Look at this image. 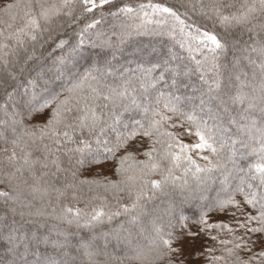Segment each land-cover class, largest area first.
Wrapping results in <instances>:
<instances>
[{
	"label": "snow or ice",
	"instance_id": "obj_1",
	"mask_svg": "<svg viewBox=\"0 0 264 264\" xmlns=\"http://www.w3.org/2000/svg\"><path fill=\"white\" fill-rule=\"evenodd\" d=\"M0 264H264V0H0Z\"/></svg>",
	"mask_w": 264,
	"mask_h": 264
}]
</instances>
